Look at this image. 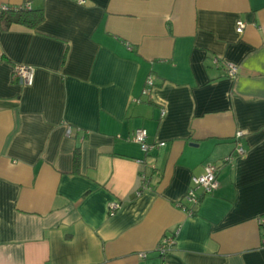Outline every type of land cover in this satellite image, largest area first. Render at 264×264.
<instances>
[{
  "label": "crops",
  "instance_id": "0c3cea01",
  "mask_svg": "<svg viewBox=\"0 0 264 264\" xmlns=\"http://www.w3.org/2000/svg\"><path fill=\"white\" fill-rule=\"evenodd\" d=\"M139 128L166 145L146 156ZM208 163L220 188L190 217ZM165 236L166 264H264V0H0V264H161Z\"/></svg>",
  "mask_w": 264,
  "mask_h": 264
},
{
  "label": "built area",
  "instance_id": "2783aa9c",
  "mask_svg": "<svg viewBox=\"0 0 264 264\" xmlns=\"http://www.w3.org/2000/svg\"><path fill=\"white\" fill-rule=\"evenodd\" d=\"M77 2L81 5L86 4V0H77ZM26 9L30 10L29 6H24L21 8H10L8 6H3L1 8V12H10L18 9ZM246 28V23L244 21H238L237 23V32L239 34L244 33ZM228 76L230 78H235L239 74V68L235 65L228 64L227 65ZM13 79L19 80L22 84L26 86H32L35 79V68L33 66L26 65H18L15 67L13 72ZM148 85L154 86V82L150 77L148 79ZM148 91H144V94H147ZM166 112L163 111L162 115L165 116ZM67 136H71L73 134V128L71 126H67L66 128ZM244 136L243 132H238L236 135L237 139V148L236 154L237 156H243L246 154V150L244 149L240 139ZM131 141L138 144L142 152L150 157V154L159 148H162L166 145L164 142H152L149 139V133L144 128L136 129L133 134ZM234 160V156H230L225 159L224 163H230ZM140 164L145 165L144 161H141ZM149 170L155 171L157 170L154 164H146ZM219 171L220 167L213 163H208L204 167V172L202 175L194 176L192 178V185L188 193L183 198L186 205H180L181 209L188 214V216L193 217L196 214L195 209L201 204L204 196L214 194L220 188L219 182ZM141 183L139 188L136 191V196L140 197L144 194L145 191L151 189V179L152 176L147 172H143L141 174ZM122 204L120 202H113L109 205V215L114 216L121 209ZM176 245L175 238L173 236H165L160 244L157 247V254L161 260V264H166V258L174 251ZM140 257L142 259L147 258V254H141Z\"/></svg>",
  "mask_w": 264,
  "mask_h": 264
},
{
  "label": "trees",
  "instance_id": "16d2710c",
  "mask_svg": "<svg viewBox=\"0 0 264 264\" xmlns=\"http://www.w3.org/2000/svg\"><path fill=\"white\" fill-rule=\"evenodd\" d=\"M43 18L41 13H33L31 10L18 9L10 12L2 13V20L6 26L12 23H20L30 27L36 26ZM74 165L76 172L80 166V155L78 152L75 154Z\"/></svg>",
  "mask_w": 264,
  "mask_h": 264
}]
</instances>
